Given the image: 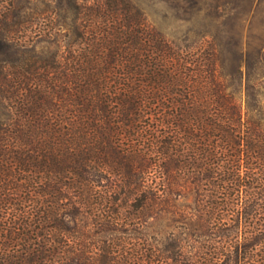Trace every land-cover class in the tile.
I'll return each mask as SVG.
<instances>
[{"label":"trees","instance_id":"trees-1","mask_svg":"<svg viewBox=\"0 0 264 264\" xmlns=\"http://www.w3.org/2000/svg\"><path fill=\"white\" fill-rule=\"evenodd\" d=\"M251 1L179 0L156 19L74 0L29 41L1 33L0 264H264Z\"/></svg>","mask_w":264,"mask_h":264},{"label":"rangeland","instance_id":"rangeland-1","mask_svg":"<svg viewBox=\"0 0 264 264\" xmlns=\"http://www.w3.org/2000/svg\"><path fill=\"white\" fill-rule=\"evenodd\" d=\"M135 1L151 12L156 10L155 18L158 19L161 11L167 10L172 2L179 0ZM73 3L74 0H0V35L4 33L15 40L29 41L35 31L40 29V24L45 26L52 24V20H63L64 15L54 14L58 6L67 10V21L70 22ZM39 12L43 14L38 15ZM241 14L242 49L245 51L248 48L257 54L258 44L264 41V0H252L249 5L245 3Z\"/></svg>","mask_w":264,"mask_h":264}]
</instances>
